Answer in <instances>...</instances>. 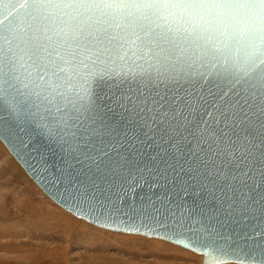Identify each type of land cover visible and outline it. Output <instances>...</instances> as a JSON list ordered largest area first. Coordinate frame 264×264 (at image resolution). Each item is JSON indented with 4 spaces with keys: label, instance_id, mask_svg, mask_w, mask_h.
<instances>
[{
    "label": "snow or ice",
    "instance_id": "6c2138e0",
    "mask_svg": "<svg viewBox=\"0 0 264 264\" xmlns=\"http://www.w3.org/2000/svg\"><path fill=\"white\" fill-rule=\"evenodd\" d=\"M116 109L187 141L209 191L227 182L226 211L245 195L235 185L259 197L244 210L264 208V0H0V110L66 145L69 186L96 203L129 163ZM219 239L196 249L203 264H216ZM248 264H264V249Z\"/></svg>",
    "mask_w": 264,
    "mask_h": 264
},
{
    "label": "water",
    "instance_id": "95a60500",
    "mask_svg": "<svg viewBox=\"0 0 264 264\" xmlns=\"http://www.w3.org/2000/svg\"><path fill=\"white\" fill-rule=\"evenodd\" d=\"M112 119L120 126L122 138L126 133L119 153L129 163L110 190L104 185L103 195L97 193L100 203L91 201V193L84 199L69 186L64 175L67 146L54 142L38 121L26 123L14 113L0 110V140L49 198L97 227L160 238L201 254L202 264L205 254L196 249L211 232L220 236L216 264H248L251 254L264 249V208L250 200L248 210L240 204L241 199L256 193L235 185L245 195L237 191L233 208L226 211L230 201L222 197L220 188L227 182L211 193V185L192 171L190 157L184 155L188 142L172 138L174 133L165 131L166 124L153 123L147 116L134 118L120 109ZM215 163L220 165V160ZM221 170L229 177L236 172L231 165ZM208 171H215L211 163ZM223 196H231V192L225 191Z\"/></svg>",
    "mask_w": 264,
    "mask_h": 264
},
{
    "label": "rangeland",
    "instance_id": "374dc122",
    "mask_svg": "<svg viewBox=\"0 0 264 264\" xmlns=\"http://www.w3.org/2000/svg\"><path fill=\"white\" fill-rule=\"evenodd\" d=\"M0 264H202V255L74 216L41 190L0 140Z\"/></svg>",
    "mask_w": 264,
    "mask_h": 264
},
{
    "label": "bare ground",
    "instance_id": "6f19581e",
    "mask_svg": "<svg viewBox=\"0 0 264 264\" xmlns=\"http://www.w3.org/2000/svg\"><path fill=\"white\" fill-rule=\"evenodd\" d=\"M2 142V141H1ZM3 143V142H2ZM6 147V146H5ZM42 190V189H41ZM57 204V203H56ZM58 205V204H57ZM61 207V206H60ZM64 209V208H63ZM118 232V231H117ZM132 234V233H131ZM136 235H138V234H136ZM145 237H147V236H145ZM149 238H151V237H149ZM157 239H160V238H157ZM171 243V242H170ZM173 244V243H172ZM176 245V244H175ZM178 246V245H177ZM180 247H182V246H180ZM182 248H184V247H182ZM187 249V248H186ZM189 250V249H188ZM192 251V250H191ZM194 252V251H193ZM197 253V252H196ZM199 254V253H198ZM201 255V254H200ZM227 263H230V262H227ZM237 263V262H236ZM222 264H225V263H222ZM242 264V263H241Z\"/></svg>",
    "mask_w": 264,
    "mask_h": 264
}]
</instances>
